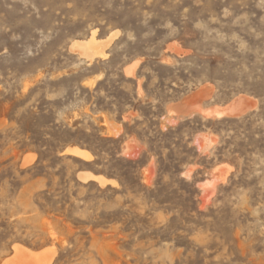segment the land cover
Here are the masks:
<instances>
[{
    "label": "rangeland",
    "instance_id": "rangeland-1",
    "mask_svg": "<svg viewBox=\"0 0 264 264\" xmlns=\"http://www.w3.org/2000/svg\"><path fill=\"white\" fill-rule=\"evenodd\" d=\"M17 245L264 264V0H0V264Z\"/></svg>",
    "mask_w": 264,
    "mask_h": 264
},
{
    "label": "bare ground",
    "instance_id": "bare-ground-1",
    "mask_svg": "<svg viewBox=\"0 0 264 264\" xmlns=\"http://www.w3.org/2000/svg\"><path fill=\"white\" fill-rule=\"evenodd\" d=\"M114 34L115 35H110L105 40H97L95 33H92L88 40L74 41L71 45V49L82 56L85 61L92 63L96 58H106L107 53L105 52V47L116 37L117 33L115 32ZM69 152L85 159L91 157L88 151L79 148H71ZM81 179L85 182L88 180H95L101 186L116 184L114 180H109L103 176H95L91 173H85ZM13 250V256L6 259L3 264H51L54 255V248L52 247L36 252L24 246L17 245L14 246Z\"/></svg>",
    "mask_w": 264,
    "mask_h": 264
}]
</instances>
